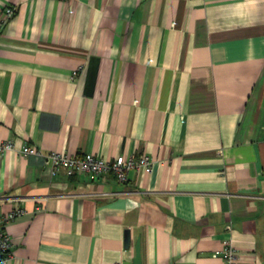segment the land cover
Returning a JSON list of instances; mask_svg holds the SVG:
<instances>
[{"label": "crops", "instance_id": "crops-1", "mask_svg": "<svg viewBox=\"0 0 264 264\" xmlns=\"http://www.w3.org/2000/svg\"><path fill=\"white\" fill-rule=\"evenodd\" d=\"M8 140L0 264H133L137 239L140 264H222L225 240L264 264V0H0ZM49 152L153 163L118 183Z\"/></svg>", "mask_w": 264, "mask_h": 264}, {"label": "built area", "instance_id": "built-area-1", "mask_svg": "<svg viewBox=\"0 0 264 264\" xmlns=\"http://www.w3.org/2000/svg\"><path fill=\"white\" fill-rule=\"evenodd\" d=\"M14 11V7H5L1 18V24H5L14 15ZM80 68L81 66L72 72L71 78H74L77 75ZM9 150H14L11 141L0 142V155ZM19 153L24 156H41L40 153L29 146H24L19 150ZM43 158L44 167L49 169L52 174L57 173L63 168L67 176L86 174L91 178L98 180L105 175H110L118 183H123L127 179V175L131 170L140 169L143 172L150 173L153 163L150 157L146 154L117 155L112 160H104L103 158L96 157L90 153L69 156L60 152H49L44 154ZM23 213L24 209L18 207L0 219V263L8 258L12 249L11 238L5 231L4 226L9 220ZM221 255L223 258L222 264H233V261L237 257V252L230 240H225L223 242Z\"/></svg>", "mask_w": 264, "mask_h": 264}, {"label": "water", "instance_id": "water-1", "mask_svg": "<svg viewBox=\"0 0 264 264\" xmlns=\"http://www.w3.org/2000/svg\"><path fill=\"white\" fill-rule=\"evenodd\" d=\"M124 246L128 247L130 244V233L129 230H125L124 232ZM133 264H140V251H139V239L136 240L135 243V256L133 258Z\"/></svg>", "mask_w": 264, "mask_h": 264}]
</instances>
